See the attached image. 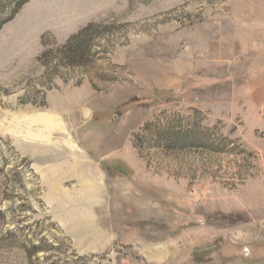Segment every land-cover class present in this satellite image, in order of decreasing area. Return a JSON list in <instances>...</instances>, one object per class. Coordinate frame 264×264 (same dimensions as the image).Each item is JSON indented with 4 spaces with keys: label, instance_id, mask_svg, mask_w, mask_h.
Segmentation results:
<instances>
[{
    "label": "rangeland",
    "instance_id": "1",
    "mask_svg": "<svg viewBox=\"0 0 264 264\" xmlns=\"http://www.w3.org/2000/svg\"><path fill=\"white\" fill-rule=\"evenodd\" d=\"M64 1L0 0V264H264V0Z\"/></svg>",
    "mask_w": 264,
    "mask_h": 264
},
{
    "label": "crops",
    "instance_id": "2",
    "mask_svg": "<svg viewBox=\"0 0 264 264\" xmlns=\"http://www.w3.org/2000/svg\"><path fill=\"white\" fill-rule=\"evenodd\" d=\"M65 4L60 5L59 8H53L51 4H43V7L40 8L38 6L36 8V19L33 24V32L37 39L44 32L51 31L56 35L60 36V33L71 34L86 24L108 14L109 12L115 11L119 5L118 0H68L64 1ZM56 13L55 16H51L50 13ZM34 16V15H33ZM35 18V17H34ZM51 23V25L47 24L44 27H41L39 30L36 27L38 22ZM63 36V35H62ZM91 151L94 152L92 149ZM92 152V153H93ZM122 152V153H121ZM119 151V160L116 163L119 165L118 168L123 167L128 172L134 171L135 167V156L130 153L128 156H125V150ZM101 155V154H100ZM95 160V159H94ZM104 161V159H101ZM96 161V160H95Z\"/></svg>",
    "mask_w": 264,
    "mask_h": 264
},
{
    "label": "trees",
    "instance_id": "3",
    "mask_svg": "<svg viewBox=\"0 0 264 264\" xmlns=\"http://www.w3.org/2000/svg\"><path fill=\"white\" fill-rule=\"evenodd\" d=\"M91 27H92V25H89V26L85 27L84 29H82L77 35L73 36L69 40V42L66 44L65 48H67V49L73 48L74 42L78 41L84 34H86V32H88ZM75 50H76V52L74 55H76L80 59H84V57L86 56L85 51H82V48L81 49H75ZM73 63H75L74 65H78V64H81L82 62H73ZM130 104H135V102H132ZM35 250H39V248L36 247Z\"/></svg>",
    "mask_w": 264,
    "mask_h": 264
}]
</instances>
